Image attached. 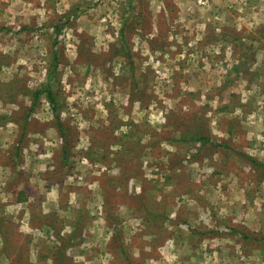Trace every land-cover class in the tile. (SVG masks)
I'll use <instances>...</instances> for the list:
<instances>
[{
    "label": "rangeland",
    "instance_id": "obj_1",
    "mask_svg": "<svg viewBox=\"0 0 264 264\" xmlns=\"http://www.w3.org/2000/svg\"><path fill=\"white\" fill-rule=\"evenodd\" d=\"M198 1L0 0V264H264V0Z\"/></svg>",
    "mask_w": 264,
    "mask_h": 264
},
{
    "label": "trees",
    "instance_id": "obj_2",
    "mask_svg": "<svg viewBox=\"0 0 264 264\" xmlns=\"http://www.w3.org/2000/svg\"><path fill=\"white\" fill-rule=\"evenodd\" d=\"M53 68H54V66H53ZM53 74H54L53 69L47 71L46 81L44 82V84L41 85V88H39V90L34 93V100H35L34 102H36V100L38 101L40 96L42 95L44 97V99L47 101V103L52 107V112L54 114V113H56L57 108H58L57 107V100H56V97L54 96V94L52 93V87H51L49 80L47 81V79L51 78V76ZM47 82H49V83H47ZM54 119H55L56 128H57L58 133H59L60 128H62V123L60 122L59 114L55 115ZM60 138H61V136H60ZM200 140L203 141L202 143L208 142V140H206V139H200ZM25 195L26 194L24 192L18 193L16 195V203H18V204L27 203L28 200L26 198H24Z\"/></svg>",
    "mask_w": 264,
    "mask_h": 264
},
{
    "label": "built area",
    "instance_id": "obj_3",
    "mask_svg": "<svg viewBox=\"0 0 264 264\" xmlns=\"http://www.w3.org/2000/svg\"><path fill=\"white\" fill-rule=\"evenodd\" d=\"M199 3L201 2V0L198 1Z\"/></svg>",
    "mask_w": 264,
    "mask_h": 264
}]
</instances>
